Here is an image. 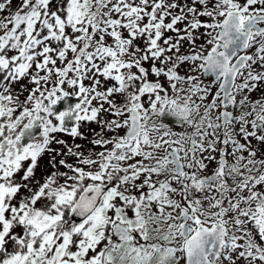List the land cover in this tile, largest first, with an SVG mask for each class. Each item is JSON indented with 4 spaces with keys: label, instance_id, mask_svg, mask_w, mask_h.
I'll return each instance as SVG.
<instances>
[{
    "label": "snow or ice",
    "instance_id": "6c2138e0",
    "mask_svg": "<svg viewBox=\"0 0 264 264\" xmlns=\"http://www.w3.org/2000/svg\"><path fill=\"white\" fill-rule=\"evenodd\" d=\"M0 264H264V0H0Z\"/></svg>",
    "mask_w": 264,
    "mask_h": 264
}]
</instances>
